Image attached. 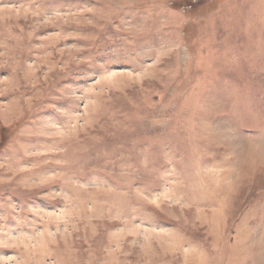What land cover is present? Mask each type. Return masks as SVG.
Wrapping results in <instances>:
<instances>
[{"label": "rangeland", "instance_id": "obj_1", "mask_svg": "<svg viewBox=\"0 0 264 264\" xmlns=\"http://www.w3.org/2000/svg\"><path fill=\"white\" fill-rule=\"evenodd\" d=\"M0 264H264V0H0Z\"/></svg>", "mask_w": 264, "mask_h": 264}]
</instances>
